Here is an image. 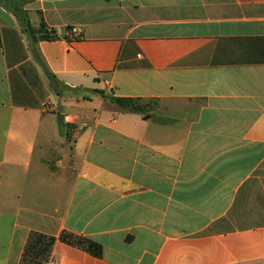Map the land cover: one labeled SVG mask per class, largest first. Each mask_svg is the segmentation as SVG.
Segmentation results:
<instances>
[{"label": "crops", "instance_id": "crops-1", "mask_svg": "<svg viewBox=\"0 0 264 264\" xmlns=\"http://www.w3.org/2000/svg\"><path fill=\"white\" fill-rule=\"evenodd\" d=\"M30 259L264 264V0H0V264Z\"/></svg>", "mask_w": 264, "mask_h": 264}, {"label": "trees", "instance_id": "trees-1", "mask_svg": "<svg viewBox=\"0 0 264 264\" xmlns=\"http://www.w3.org/2000/svg\"><path fill=\"white\" fill-rule=\"evenodd\" d=\"M24 29L29 33L33 34L35 30L31 27L30 22L26 17H21ZM38 32L42 33L41 38H55L54 36L47 35V29L45 25L43 24L41 28L38 30ZM110 100L120 108L132 112V113H138V114H146L148 113V105H146L145 102H150L143 99H133V98H120V97H111ZM147 106V107H146ZM59 123L63 125V118L59 115ZM61 240L71 244L75 245L79 248L86 249L90 253L100 256L101 255V246L85 237L73 235L71 233H63L61 235ZM50 240V245H52L53 239Z\"/></svg>", "mask_w": 264, "mask_h": 264}, {"label": "rangeland", "instance_id": "rangeland-1", "mask_svg": "<svg viewBox=\"0 0 264 264\" xmlns=\"http://www.w3.org/2000/svg\"><path fill=\"white\" fill-rule=\"evenodd\" d=\"M146 105L149 106V108H155V102H145ZM147 107V106H146ZM50 248V241L48 239H43L42 243H39V245L35 248L34 253H33V258L37 259L38 257H45L47 255V252ZM35 260L32 261L30 259V262L28 264H34Z\"/></svg>", "mask_w": 264, "mask_h": 264}, {"label": "built area", "instance_id": "built-area-1", "mask_svg": "<svg viewBox=\"0 0 264 264\" xmlns=\"http://www.w3.org/2000/svg\"><path fill=\"white\" fill-rule=\"evenodd\" d=\"M68 32H69L71 35H74V36H76L77 34H79V31H78L77 28L69 29ZM50 264H54V262L51 261Z\"/></svg>", "mask_w": 264, "mask_h": 264}, {"label": "water", "instance_id": "water-1", "mask_svg": "<svg viewBox=\"0 0 264 264\" xmlns=\"http://www.w3.org/2000/svg\"><path fill=\"white\" fill-rule=\"evenodd\" d=\"M148 118V117H147Z\"/></svg>", "mask_w": 264, "mask_h": 264}]
</instances>
